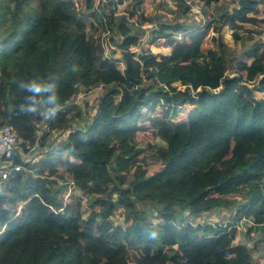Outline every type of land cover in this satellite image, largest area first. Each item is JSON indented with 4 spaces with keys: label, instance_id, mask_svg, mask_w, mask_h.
<instances>
[{
    "label": "trees",
    "instance_id": "trees-1",
    "mask_svg": "<svg viewBox=\"0 0 264 264\" xmlns=\"http://www.w3.org/2000/svg\"><path fill=\"white\" fill-rule=\"evenodd\" d=\"M71 1L0 0V125L18 133L23 154L57 144L48 141L50 132L67 134L34 165L16 149L14 164L52 171L99 197L83 218L79 204L69 213L54 180L10 174L0 193V264H254L251 252L235 244L236 225H194L176 214L195 218L246 190L236 217L251 221L250 232L264 233V95H256L264 92V42L243 53L254 58L249 65L236 64L220 37L227 24L240 30L257 24L249 13L264 8V0H240L238 10L222 15L213 6L224 0H204L212 9L206 25L160 24L150 44L165 39L166 55L130 51L147 34L117 15L127 0H105L101 7L83 0L85 17ZM172 1L181 13L190 11L185 0ZM210 28L216 46L203 52ZM104 32L112 33L120 58L106 55ZM32 78L53 83L59 96L41 135L37 124L46 112L21 107L20 83ZM99 86L104 92L94 115L73 129L61 109L80 87ZM186 104L194 106L187 121L174 124L170 116ZM151 109L149 122L165 145L139 149V122ZM23 202L31 207L22 209L25 222L13 218Z\"/></svg>",
    "mask_w": 264,
    "mask_h": 264
},
{
    "label": "rangeland",
    "instance_id": "rangeland-1",
    "mask_svg": "<svg viewBox=\"0 0 264 264\" xmlns=\"http://www.w3.org/2000/svg\"><path fill=\"white\" fill-rule=\"evenodd\" d=\"M105 0H95V6L101 7ZM137 0H127L117 9V15L124 16L130 24L133 25L135 29L139 32H146L147 36L145 39L140 40V46L130 48L131 52H142V49H150V52L154 55H166L170 53L171 48L168 46L165 39L157 40L155 43L150 44V40L156 36L155 31L160 24L167 25H182L188 28H195L206 25L209 21V13H211V8H206L204 5V0H185L190 11L187 14L181 13L178 10L177 6L172 0H142L140 4H136ZM240 0H224L217 6H213L219 11V15H222L223 12L232 11L233 9H239ZM259 1V0H252ZM73 7L77 12L84 16L88 13L86 6L83 0H72ZM253 7H249V10ZM135 11L133 17H129V13ZM264 8L260 5L256 8L255 11L249 13L250 17L257 19L259 22L253 26L244 24L242 29H234L229 24L220 29V37L224 44V50L231 57H237L235 59L236 64L246 63L249 65L254 58L246 57L243 53L251 49V46L254 43L261 45L264 42ZM214 30L210 28L208 35H206L201 42V50L205 52L207 49H211L216 46V41L212 39L214 35ZM112 33L104 32L102 33L100 39L102 40L106 55H113L115 58H120L122 53L116 44L112 43L109 39ZM115 38V35H114ZM177 37H174L175 40ZM141 50V51H140ZM119 69H123L124 66L122 63H117ZM178 84H173L177 86ZM104 92V87H92L89 90L80 87L74 98L70 103L64 106L61 110L68 111L69 118L73 126L81 128L85 125L87 118H90L95 113L96 105ZM258 97L263 96L264 92L256 94ZM194 106L192 104L184 105L175 116H170L174 124H180L187 121V116ZM153 109L144 113L142 119H140L139 127L140 131L135 136V145L139 149H146L149 145H159L164 146L165 143L161 139L158 133V128L153 127L149 122V114ZM48 114H44L42 122L37 124L38 135H41L43 129L47 124ZM67 134H62L61 132H50L48 141L61 144L66 141ZM57 144L48 147L47 149L42 148L40 150L32 149L29 153L23 154L18 146L17 150L19 156L24 163H29L34 165L33 162L40 160L41 158L47 156L46 153L55 149ZM43 152L42 155H40ZM22 165V164H21ZM22 168L21 173L24 176H33V177H43L47 178L53 182V188L61 187L63 189L62 203H68L71 205L69 213L76 211L78 205L80 206V211L83 218H87L90 214L89 204L94 201L99 196L95 193L84 194L80 192L77 186L73 182L63 183L59 178V175L54 177L52 171H43L38 168L31 167ZM58 174L62 175L61 172L56 171ZM247 194L246 190L240 191L237 194L230 195L225 198L227 205L219 206L212 208L210 210L202 211L200 214L195 216V218L189 213L183 215L176 214V217L179 219H189L190 222L201 223V225H212L214 227L226 226V225H236L238 227L237 239L235 244L246 247L252 256L254 264H264V233L258 230L249 231L253 224L250 220L246 219L242 215L236 217L237 212L239 214L242 212V205L247 203ZM229 203V204H228ZM242 203V205H240ZM30 209L31 207L26 204V202L20 203L18 206V218L22 219V222L28 219V216L22 214V209ZM239 209V210H238ZM27 211V210H26ZM60 212V211H59ZM149 212L151 215L154 214V211L150 207ZM157 214V212L155 211ZM125 211L123 210V215L121 213L119 218V223L122 224L123 217L125 216ZM22 216H25L24 218ZM152 222H156V218H152ZM186 222V220L184 221ZM253 228V227H252ZM44 234L47 233V229ZM133 256V255H132ZM129 258L128 260H130Z\"/></svg>",
    "mask_w": 264,
    "mask_h": 264
},
{
    "label": "clouds",
    "instance_id": "clouds-1",
    "mask_svg": "<svg viewBox=\"0 0 264 264\" xmlns=\"http://www.w3.org/2000/svg\"><path fill=\"white\" fill-rule=\"evenodd\" d=\"M20 88L25 91L24 103L21 105L22 109L30 113L46 112L49 116L56 114L59 108V96L53 83L46 82L40 78H32L27 81H21ZM18 214L16 213L13 218L22 221L21 218L17 217ZM22 217L24 218L25 216ZM185 220L190 222L189 219L184 218L183 221Z\"/></svg>",
    "mask_w": 264,
    "mask_h": 264
},
{
    "label": "built area",
    "instance_id": "built-area-1",
    "mask_svg": "<svg viewBox=\"0 0 264 264\" xmlns=\"http://www.w3.org/2000/svg\"><path fill=\"white\" fill-rule=\"evenodd\" d=\"M18 146V133L9 125H0V193L12 172L22 171V166L14 164L13 152Z\"/></svg>",
    "mask_w": 264,
    "mask_h": 264
},
{
    "label": "water",
    "instance_id": "water-1",
    "mask_svg": "<svg viewBox=\"0 0 264 264\" xmlns=\"http://www.w3.org/2000/svg\"><path fill=\"white\" fill-rule=\"evenodd\" d=\"M73 129H80V128H78L77 126H73Z\"/></svg>",
    "mask_w": 264,
    "mask_h": 264
},
{
    "label": "crops",
    "instance_id": "crops-1",
    "mask_svg": "<svg viewBox=\"0 0 264 264\" xmlns=\"http://www.w3.org/2000/svg\"><path fill=\"white\" fill-rule=\"evenodd\" d=\"M2 166V162L0 161V167Z\"/></svg>",
    "mask_w": 264,
    "mask_h": 264
}]
</instances>
